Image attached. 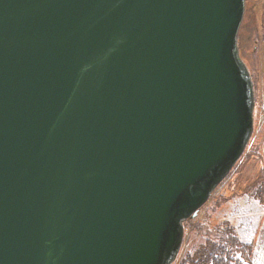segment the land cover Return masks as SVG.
Returning <instances> with one entry per match:
<instances>
[{
  "label": "water",
  "instance_id": "1",
  "mask_svg": "<svg viewBox=\"0 0 264 264\" xmlns=\"http://www.w3.org/2000/svg\"><path fill=\"white\" fill-rule=\"evenodd\" d=\"M246 0H0V264H171L242 156Z\"/></svg>",
  "mask_w": 264,
  "mask_h": 264
},
{
  "label": "rangeland",
  "instance_id": "2",
  "mask_svg": "<svg viewBox=\"0 0 264 264\" xmlns=\"http://www.w3.org/2000/svg\"><path fill=\"white\" fill-rule=\"evenodd\" d=\"M250 3L248 21L245 26L243 24L238 47L240 57L252 75L256 94L253 137L238 167L214 194L208 207L202 213L200 212L199 218L194 219L188 224V228L186 227V244L182 251L185 256L189 254L191 259L197 257L199 259L201 256L202 253L199 251L204 239L216 240V235L225 229L228 230L230 224H234L235 227L230 240H235L242 225L231 221V217L228 216L232 206L256 208L253 197L257 190L259 193L264 190V0ZM245 195L250 196L245 199ZM259 216L260 214L257 213L248 215V225L253 226L255 219ZM225 223L222 229H218V226ZM259 225L254 227V232L258 233L261 240ZM242 238L247 240L249 236L242 234ZM263 257V255H256L254 258ZM181 258L182 256L180 260Z\"/></svg>",
  "mask_w": 264,
  "mask_h": 264
},
{
  "label": "trees",
  "instance_id": "3",
  "mask_svg": "<svg viewBox=\"0 0 264 264\" xmlns=\"http://www.w3.org/2000/svg\"><path fill=\"white\" fill-rule=\"evenodd\" d=\"M203 254L206 256V264H236L228 261L231 260V256L228 254L225 243L222 241L209 242L203 249ZM190 261L195 263L192 259Z\"/></svg>",
  "mask_w": 264,
  "mask_h": 264
}]
</instances>
